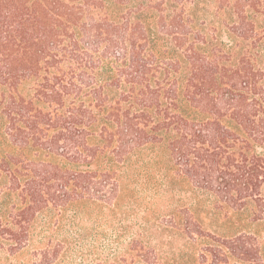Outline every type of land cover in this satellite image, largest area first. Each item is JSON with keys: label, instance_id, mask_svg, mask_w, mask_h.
Here are the masks:
<instances>
[{"label": "trees", "instance_id": "obj_1", "mask_svg": "<svg viewBox=\"0 0 264 264\" xmlns=\"http://www.w3.org/2000/svg\"><path fill=\"white\" fill-rule=\"evenodd\" d=\"M72 259L264 264V0H0V264Z\"/></svg>", "mask_w": 264, "mask_h": 264}, {"label": "rangeland", "instance_id": "obj_2", "mask_svg": "<svg viewBox=\"0 0 264 264\" xmlns=\"http://www.w3.org/2000/svg\"><path fill=\"white\" fill-rule=\"evenodd\" d=\"M106 242H107V241H106ZM107 243H108V242H107ZM74 260H75V259L67 260V261L65 262V264H75ZM77 264H87V262H79V263H77Z\"/></svg>", "mask_w": 264, "mask_h": 264}]
</instances>
